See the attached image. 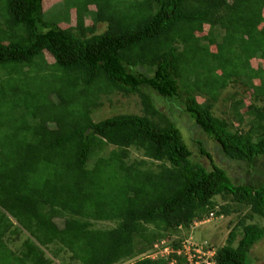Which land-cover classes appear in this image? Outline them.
Returning a JSON list of instances; mask_svg holds the SVG:
<instances>
[{
    "label": "trees",
    "instance_id": "obj_1",
    "mask_svg": "<svg viewBox=\"0 0 264 264\" xmlns=\"http://www.w3.org/2000/svg\"><path fill=\"white\" fill-rule=\"evenodd\" d=\"M43 2L0 0V264H190L180 242L144 255L209 214L230 215L217 197L251 212L209 261L254 264L264 68L251 61H264V0H62L48 14ZM72 11L76 25L63 27ZM243 79L252 102L244 114L234 102L235 128L213 108ZM119 95L138 97L140 112L95 120ZM132 149L144 158L131 160Z\"/></svg>",
    "mask_w": 264,
    "mask_h": 264
},
{
    "label": "rangeland",
    "instance_id": "obj_2",
    "mask_svg": "<svg viewBox=\"0 0 264 264\" xmlns=\"http://www.w3.org/2000/svg\"><path fill=\"white\" fill-rule=\"evenodd\" d=\"M62 0H44L43 2V10L45 14H48L50 11L53 10L54 7H57L58 5L61 6ZM93 8V6H92ZM91 8V9H92ZM93 24V18L91 15H88L86 18V25L92 26ZM76 25V13L74 11L71 12V22L70 23H64L62 24L63 27L68 26H75ZM108 25L106 23H97L96 24V32L95 33H103L107 30ZM208 29V27H206ZM207 31V30H206ZM205 31L204 34H207ZM213 50H215V47H212ZM51 62H53L52 56L48 57ZM254 68H264V61L261 59H253L251 61ZM246 80L243 79V82L240 83H232L230 84L225 90L221 91V94L219 96L218 101L214 104L213 111L218 117L221 118H227L230 122H233L235 124V128L238 127V117L233 111V104L235 101L238 100H244V103L241 105V113H245L248 109L247 106L252 102V94L251 91H248L246 85ZM244 83V84H243ZM255 83H259L257 80ZM110 97H108L105 101L104 107H102L98 115L95 117V120L100 121L101 119H104L106 117L116 115L118 113H139L140 112V99L138 97H131L130 99L125 98L121 95L119 96H112L113 98V104L110 105V101L108 100ZM199 101L202 102L205 97H198ZM258 106H263L264 101L258 102ZM162 109H165L161 106ZM190 126V125H189ZM251 127L250 118L245 121V124L241 126L240 129L243 131L249 130ZM192 132L194 130H191ZM197 138H204L206 139V135L199 134L198 132H195L192 134V137ZM191 137V138H192ZM189 138V136H188ZM206 149L212 151L214 150L213 143L211 141H207ZM193 142L192 146L194 147V150L196 152V157L199 161L203 162L205 165L210 166V159L206 156H202L200 154L199 149L197 148V143ZM113 147H109V150ZM143 154L140 151H137L135 149L131 150V160L135 159H142ZM225 166L228 167V169L231 171L232 175L236 177L237 179L241 177L243 174L242 170L237 167L236 165H229L225 164ZM216 202L219 204V207L216 210H220L222 206L225 205H231L233 211L230 215H222L219 216L216 214L211 215L209 214L208 217H206L202 221H196L193 223V225L189 228H180L176 232H174L173 236L170 239H164L161 243L159 248H157L155 251H152L150 254H146L144 256H151V257H157L162 255H168L170 252H172V244L174 242H180V251L183 250L187 253L188 259L190 261V264H200L199 262H194L195 258L199 257L201 261H208L210 258L215 254L216 251H218L220 248H222L228 239V235L230 231L234 228V226L237 225V223L241 220V218L250 213L251 210L249 208H246L244 206L240 207L238 205H233V202L230 200H224L220 197H217ZM58 224L62 227L64 225V221L61 219H57ZM248 223H257L260 226L264 227V218L260 216H255L252 220L248 219ZM114 224L112 222H99L98 226L100 227H111ZM28 237L26 234H22L19 236L18 240L15 241L16 243L12 244V247L14 248H20L22 242ZM196 253V255H194ZM251 257L254 259V264H264V239L261 240L259 243L255 245V247L251 251ZM68 262L70 260L68 259ZM131 261L124 262L121 264H128ZM55 264H63L61 260H57ZM75 264V262L70 263ZM76 264H80L79 262ZM173 264H176L174 261ZM189 264V263H188Z\"/></svg>",
    "mask_w": 264,
    "mask_h": 264
},
{
    "label": "clouds",
    "instance_id": "obj_3",
    "mask_svg": "<svg viewBox=\"0 0 264 264\" xmlns=\"http://www.w3.org/2000/svg\"><path fill=\"white\" fill-rule=\"evenodd\" d=\"M211 215H213V214H211ZM199 263H200V262H199ZM206 263H207V264H214V263H212V262H210V261H209V262H208V261H206Z\"/></svg>",
    "mask_w": 264,
    "mask_h": 264
}]
</instances>
